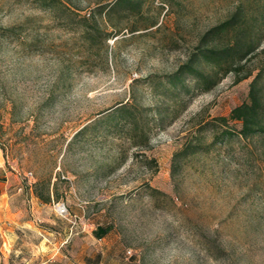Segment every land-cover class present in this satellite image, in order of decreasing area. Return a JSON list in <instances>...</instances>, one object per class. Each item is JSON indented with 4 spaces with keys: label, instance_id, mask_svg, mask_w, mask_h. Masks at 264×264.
I'll return each mask as SVG.
<instances>
[{
    "label": "rangeland",
    "instance_id": "374dc122",
    "mask_svg": "<svg viewBox=\"0 0 264 264\" xmlns=\"http://www.w3.org/2000/svg\"><path fill=\"white\" fill-rule=\"evenodd\" d=\"M44 2L0 0V227L70 251L110 224L124 264H264V137L212 143L264 55L207 90L164 81L237 6L262 48L264 0Z\"/></svg>",
    "mask_w": 264,
    "mask_h": 264
},
{
    "label": "trees",
    "instance_id": "16d2710c",
    "mask_svg": "<svg viewBox=\"0 0 264 264\" xmlns=\"http://www.w3.org/2000/svg\"><path fill=\"white\" fill-rule=\"evenodd\" d=\"M44 1V6H50L54 0ZM141 1L115 0V3L139 10ZM256 27L257 25L250 23L245 11L237 6L225 19L202 34L195 50L191 51L174 72L167 74L164 81L176 88L184 84V76L187 74L195 79L199 89L207 90L228 73L234 74L235 81L251 75L252 70H244L245 63L253 56L264 55V46L260 48L261 38ZM226 36L227 40L221 44L212 41L216 37ZM260 63L249 83L247 99L234 105L227 117L215 118L221 128L214 134L212 143L229 140L233 136L243 139L264 137V59ZM116 108L125 112L126 104H120ZM230 121L239 122L240 127L235 130ZM181 151L193 153L195 149L183 147ZM97 229L100 232L106 231V228L100 226Z\"/></svg>",
    "mask_w": 264,
    "mask_h": 264
},
{
    "label": "crops",
    "instance_id": "0c3cea01",
    "mask_svg": "<svg viewBox=\"0 0 264 264\" xmlns=\"http://www.w3.org/2000/svg\"><path fill=\"white\" fill-rule=\"evenodd\" d=\"M5 194L1 195V199ZM35 199L39 195L34 196ZM97 226L106 228L105 232H100ZM90 231V239L86 244L79 245L73 242L70 251L62 248V242L55 240L50 244H45L41 239L31 240L30 231L42 234L46 231L37 225H29L21 229L22 236L14 232V227L3 229L0 227V264H124L126 257L117 254L116 239L110 238L112 226L110 224H98ZM87 229V228H86ZM96 241L100 247L92 250L89 243L93 245ZM76 243V244H75ZM81 243V242H80ZM91 251V252H90Z\"/></svg>",
    "mask_w": 264,
    "mask_h": 264
},
{
    "label": "built area",
    "instance_id": "2783aa9c",
    "mask_svg": "<svg viewBox=\"0 0 264 264\" xmlns=\"http://www.w3.org/2000/svg\"><path fill=\"white\" fill-rule=\"evenodd\" d=\"M54 209H55L56 213L61 215V216H65L68 213L67 207L64 204V202H56L54 204Z\"/></svg>",
    "mask_w": 264,
    "mask_h": 264
}]
</instances>
